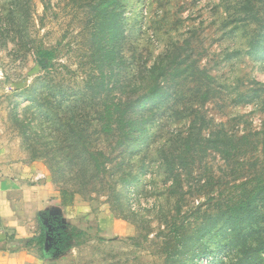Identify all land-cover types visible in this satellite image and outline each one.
Masks as SVG:
<instances>
[{"label": "rangeland", "instance_id": "374dc122", "mask_svg": "<svg viewBox=\"0 0 264 264\" xmlns=\"http://www.w3.org/2000/svg\"><path fill=\"white\" fill-rule=\"evenodd\" d=\"M32 163L74 193L36 254L51 220L71 264H252L225 234L264 165V0H0V174Z\"/></svg>", "mask_w": 264, "mask_h": 264}, {"label": "crops", "instance_id": "0c3cea01", "mask_svg": "<svg viewBox=\"0 0 264 264\" xmlns=\"http://www.w3.org/2000/svg\"><path fill=\"white\" fill-rule=\"evenodd\" d=\"M24 172L0 174V264H71L62 254L41 256L40 250L36 254L25 246L24 240L35 235L38 217L46 219L50 208L65 206L40 164L32 163Z\"/></svg>", "mask_w": 264, "mask_h": 264}, {"label": "trees", "instance_id": "16d2710c", "mask_svg": "<svg viewBox=\"0 0 264 264\" xmlns=\"http://www.w3.org/2000/svg\"><path fill=\"white\" fill-rule=\"evenodd\" d=\"M38 54L43 59H51L53 57V51L50 50H38ZM157 93L159 94V91L156 90L154 87L150 92H148L147 96H140L136 101L137 103H133L134 106H138L139 108L143 109L145 104L149 102H155L156 100L151 99L153 97L156 98ZM132 106V105H131ZM242 138H239L237 140H241ZM235 142V141H234ZM237 144L239 141L236 142ZM225 145L228 146V144L225 142L223 143L224 147ZM226 155L228 154L227 150H224ZM256 179L252 176V189L250 190V195L248 198H252L251 202H246V200H240L238 204H235L232 206V211L230 213L232 217V228H229L226 231L225 235H228L231 232H237V239L241 240V242H246L248 239L254 236H258V241L255 245H252V264H257L260 258V253L264 252V242L261 239V237L264 236V165L262 167L258 168V173L255 175ZM255 181V182H254ZM242 184H247L242 183ZM60 197H61V204L63 206H67L73 203V197L74 193L68 189H61L60 191ZM57 231V232H56ZM56 231L52 232L50 236L52 237L51 243L52 247L49 248V252H63L71 247V243H68L66 245H62V242L73 239L76 235L80 234V230L76 226H66L65 228H58ZM78 231V233H76ZM59 232L58 237H61V239H58L55 244H53V237H57V234ZM44 234L42 233L40 236H33L29 240H24L25 246H29L33 240H38V242H41L43 239ZM186 242L189 241V247L193 249L195 240L191 237L189 240H185ZM21 245H23L21 243ZM24 246V245H23ZM44 246V243H43ZM239 246V245H238ZM238 246L234 244H230V249L232 254H238L239 248ZM245 246V245H243ZM44 248V247H43ZM242 256L247 258V252L246 250L241 249Z\"/></svg>", "mask_w": 264, "mask_h": 264}, {"label": "flooded vegetation", "instance_id": "af4514ba", "mask_svg": "<svg viewBox=\"0 0 264 264\" xmlns=\"http://www.w3.org/2000/svg\"><path fill=\"white\" fill-rule=\"evenodd\" d=\"M45 226H46V229L48 230V232L45 234V237H46V235L50 236V234H52V232H54L56 230V228L58 227V226H55V225L51 224V220H50V223H47ZM51 239H52V237H51ZM51 239H50V242H49L50 244H52L51 243Z\"/></svg>", "mask_w": 264, "mask_h": 264}, {"label": "water", "instance_id": "95a60500", "mask_svg": "<svg viewBox=\"0 0 264 264\" xmlns=\"http://www.w3.org/2000/svg\"><path fill=\"white\" fill-rule=\"evenodd\" d=\"M50 239L51 237L49 235H46L45 241H44V245H45V249H48L50 247Z\"/></svg>", "mask_w": 264, "mask_h": 264}]
</instances>
